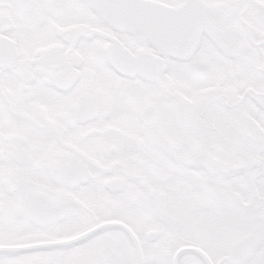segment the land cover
Masks as SVG:
<instances>
[{
    "label": "snow or ice",
    "instance_id": "obj_1",
    "mask_svg": "<svg viewBox=\"0 0 264 264\" xmlns=\"http://www.w3.org/2000/svg\"><path fill=\"white\" fill-rule=\"evenodd\" d=\"M0 264H264V0H0Z\"/></svg>",
    "mask_w": 264,
    "mask_h": 264
}]
</instances>
